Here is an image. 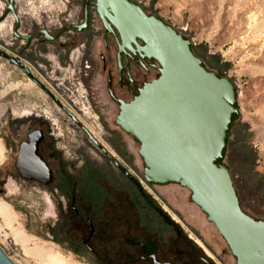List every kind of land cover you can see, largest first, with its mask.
I'll use <instances>...</instances> for the list:
<instances>
[{
    "label": "rangeland",
    "instance_id": "374dc122",
    "mask_svg": "<svg viewBox=\"0 0 264 264\" xmlns=\"http://www.w3.org/2000/svg\"><path fill=\"white\" fill-rule=\"evenodd\" d=\"M134 1L195 41L193 48L205 65L237 86L240 114L233 123L223 163L232 172L244 210L264 220V0ZM6 4L0 0V14ZM16 6L19 33L42 28L55 32L65 23L77 22L80 8L74 0H16ZM94 19L98 30L96 13ZM14 25L12 14L0 23V50L20 55L27 66L25 53L17 51L23 42L15 39ZM50 56L54 58L53 53ZM51 63L53 70L62 72L61 82L72 78L67 65ZM33 71L59 99L71 103L55 81L38 73L43 68L36 66ZM95 78L92 87L101 92L105 77L98 70ZM76 89L77 96L72 97L81 103L87 95L85 87L77 85ZM82 106L81 120L141 187L127 179L21 67L0 55V202L8 206L0 209V245L7 254L17 264H122L124 257L108 254L122 255L128 231L130 241L164 239V221L152 209L157 206L175 217L194 239L201 242L202 237L211 245L222 256L216 259L237 264L215 225L191 201L188 189L146 181L140 143L115 122L118 107L113 104L110 128H103L99 113L86 102ZM40 128L54 132L49 141L59 156L53 158L43 146L55 170L49 185L24 179L15 168L20 144ZM59 159L65 164L61 165L63 172L57 170ZM89 218L97 221V234L86 247ZM129 249L134 251L133 245Z\"/></svg>",
    "mask_w": 264,
    "mask_h": 264
},
{
    "label": "water",
    "instance_id": "95a60500",
    "mask_svg": "<svg viewBox=\"0 0 264 264\" xmlns=\"http://www.w3.org/2000/svg\"><path fill=\"white\" fill-rule=\"evenodd\" d=\"M8 1L0 22L12 14L17 21L14 33L19 36L16 0ZM92 3L105 30L119 37L121 53L138 51L160 64L159 75L145 82L133 99H117L116 124L140 143L146 181L188 189L191 201L215 225L237 264H264V220L244 210L232 172L223 163L233 123L240 114L237 86L209 69L187 36L134 0ZM0 55L28 72L19 59L1 50ZM42 137L37 130L21 143L17 167L24 179L49 185L52 170L37 153ZM89 137L141 187L95 137ZM0 264H17L1 245Z\"/></svg>",
    "mask_w": 264,
    "mask_h": 264
},
{
    "label": "flooded vegetation",
    "instance_id": "af4514ba",
    "mask_svg": "<svg viewBox=\"0 0 264 264\" xmlns=\"http://www.w3.org/2000/svg\"><path fill=\"white\" fill-rule=\"evenodd\" d=\"M6 1L7 7L9 1ZM74 1L80 5L77 15L78 21L65 23L64 25H61L60 29L55 32L42 28L28 33H19V24V36H17L14 33V28L17 26V21L14 18V37L18 41L23 42L21 47L22 50L17 51L21 55L25 53L29 65L25 66L23 64L20 55L12 57H15L21 61V63L27 68V74L30 79L40 85L46 91V93L54 99L60 109L63 110V112L73 121L76 127L79 128L91 142H93L89 137V134L96 139L97 137L88 124L83 122V120L80 118L81 113L85 112L83 109L85 107L82 105L85 102L88 103L92 110H95L97 113H99V119L101 122H103L101 123L103 128H110L109 119L114 112L113 104H115L119 109L120 103L117 101V99L125 101H130L133 99V97L138 93L139 88L143 86L145 82L151 81L159 75L160 64L157 61L145 59L142 56V53L138 51L134 52L131 50H126V52L121 53L117 39L119 37H116L110 31L105 30L104 24L96 12V7L92 3L94 0H89L88 20H86L87 1ZM6 7H4L3 11ZM95 13L97 16V21H100L101 26V28L98 30L95 29L94 24ZM69 25H78L79 27L81 26L83 28H67ZM26 36L30 37L29 40L24 38ZM98 41L99 45L97 44ZM49 44H53V46H49ZM136 49L137 47L135 46V50ZM51 53L54 55L53 59L50 56ZM53 60L58 61L59 65H67L68 68L72 69L73 76L71 79H69V81L61 82L59 80L61 79L60 75L62 72L52 69L53 64L51 62ZM45 61L47 63L43 64ZM36 66L43 68L42 73L39 71L38 73L42 77L46 76L48 79L55 81L54 84L59 90L66 94V97L71 103L67 101H65L67 103L63 102L57 97L54 91L49 89L47 85L44 84L41 78L33 71ZM60 68L61 66L57 67V69ZM98 70H100L105 77V84L103 86L101 85V92L98 91L99 89L97 86H94L95 88L92 87V84H96L97 82L95 76ZM60 85H62V87H60ZM77 85H84L85 92L87 94L84 95L85 100L81 103L72 97V94L77 96L74 92L78 90L76 89ZM37 130H40L43 135L39 143L37 153L43 158L45 162H47L48 166L51 168L48 159L44 156L43 146L45 145L47 152L52 155L53 158H59V156L53 152V146L49 141V136H53L54 132L46 130V128H40L34 129L30 133ZM26 141H28V138ZM94 144L96 147H98L96 143ZM101 146L105 148L103 144H101ZM111 146H113V144H111ZM98 149L107 155L100 147H98ZM19 150L20 146L16 155L15 168L20 177L23 178L22 173L17 167ZM116 151H118L120 154H123V151L118 147L116 148ZM111 160L114 161L113 159ZM61 165L65 164L61 162V159H59V168L57 170L63 172ZM119 165L123 167L121 164ZM117 168L125 177H127V179H129L122 169H120L118 166ZM51 170L54 178L55 170L52 168ZM122 191H124L123 188ZM152 209L154 214L158 215L157 218L159 221H164V239L161 240L162 237L159 239L151 237L141 241L134 239L130 241L128 231L126 234V240H124L125 243L124 248L122 249V255L109 253L108 257H124L122 264H229L226 262L222 263L220 260L216 259L215 257L222 258V256L217 254L211 245L203 240L202 237L199 236L201 242H199L197 239H194V237L191 234H188L187 230L177 220H175V217H173L170 213H168V215L163 213L162 210L157 206H152ZM87 221L90 226V233L84 240V246L86 247L89 246V242L92 241L97 234V221L91 218L87 219ZM153 222L156 223L157 221ZM194 233L196 236L200 235L198 232ZM130 245H133L134 251H130ZM152 255H154V258ZM111 259L114 260L113 258Z\"/></svg>",
    "mask_w": 264,
    "mask_h": 264
},
{
    "label": "bare ground",
    "instance_id": "6f19581e",
    "mask_svg": "<svg viewBox=\"0 0 264 264\" xmlns=\"http://www.w3.org/2000/svg\"><path fill=\"white\" fill-rule=\"evenodd\" d=\"M264 40V39H263ZM5 203L3 202V201H1L0 202V209L2 210L3 209V207H5ZM7 206V205H6ZM8 207V206H7ZM6 208V207H5ZM7 215V214H6Z\"/></svg>",
    "mask_w": 264,
    "mask_h": 264
},
{
    "label": "built area",
    "instance_id": "2783aa9c",
    "mask_svg": "<svg viewBox=\"0 0 264 264\" xmlns=\"http://www.w3.org/2000/svg\"><path fill=\"white\" fill-rule=\"evenodd\" d=\"M193 42V45H195L196 43H195V41H192Z\"/></svg>",
    "mask_w": 264,
    "mask_h": 264
},
{
    "label": "trees",
    "instance_id": "16d2710c",
    "mask_svg": "<svg viewBox=\"0 0 264 264\" xmlns=\"http://www.w3.org/2000/svg\"><path fill=\"white\" fill-rule=\"evenodd\" d=\"M197 54V53H196ZM198 55V54H197Z\"/></svg>",
    "mask_w": 264,
    "mask_h": 264
}]
</instances>
